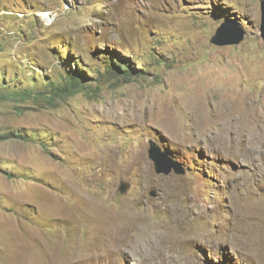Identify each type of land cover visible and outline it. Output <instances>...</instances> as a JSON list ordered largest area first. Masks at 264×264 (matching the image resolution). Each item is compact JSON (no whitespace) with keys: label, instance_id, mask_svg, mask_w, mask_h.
<instances>
[{"label":"rangeland","instance_id":"rangeland-1","mask_svg":"<svg viewBox=\"0 0 264 264\" xmlns=\"http://www.w3.org/2000/svg\"><path fill=\"white\" fill-rule=\"evenodd\" d=\"M261 2L0 0L2 94L87 77L56 103L0 101V133L21 136L0 142V264H264V160L232 141L239 114L264 133ZM223 24L245 39L212 43ZM104 52L134 76L106 75ZM195 102L222 135L195 139ZM154 144L186 173L159 174Z\"/></svg>","mask_w":264,"mask_h":264},{"label":"bare ground","instance_id":"bare-ground-1","mask_svg":"<svg viewBox=\"0 0 264 264\" xmlns=\"http://www.w3.org/2000/svg\"><path fill=\"white\" fill-rule=\"evenodd\" d=\"M45 18L49 21H51L53 19V17H51V15L46 14ZM200 95L199 93L196 94L195 96V100L199 99ZM247 100V99H246ZM199 101V100H198ZM244 101V100H243ZM200 103V101H199ZM252 104V103H251ZM190 105V104H189ZM245 105V104H244ZM250 105V104H249ZM186 106V104H185ZM193 106V105H192ZM222 107V106H221ZM186 113L188 114V111L190 112L191 118H192V122H193V127H194V134H195V139L200 143L201 141H204L203 138L206 139V137L209 135H222V131L221 129L218 127L219 126V122L218 120L221 119L220 116V112H221V108L215 106L212 108V110H210L209 108H204L202 110H197V105L195 102V106L192 109L186 108L185 109ZM223 110V109H222ZM246 110V109H245ZM175 111V109H174ZM173 111V112H174ZM227 111V110H226ZM171 113V111H170ZM229 113V112H228ZM246 114V113H245ZM254 115V113H253ZM256 115V114H255ZM170 116H172L170 114ZM182 116L184 117V115L182 114ZM226 116V115H225ZM251 116V115H250ZM188 118V117H187ZM242 118H244V116L242 114H239L238 116H236L235 120L236 122H239L237 124V126H234V129H232V141H235L237 143V147L240 149L239 151H244V153H248L250 160L252 162H260L264 160V133L262 138L259 141H253L252 136H251V132L248 133L247 131L242 132L241 128L243 127L244 124H242L241 120ZM249 118V117H247ZM252 118V117H251ZM191 121V120H190ZM245 121V119H244ZM247 122V121H246ZM252 122V121H251ZM233 123V122H232ZM232 123L230 122H225L221 124V127L223 128H229L231 129L232 127ZM244 123V122H243ZM183 124V119L181 116H177L176 118H174V127L175 128H179L181 125ZM236 124V123H235ZM192 125V124H191ZM251 125V124H250ZM249 125V126H250ZM246 126V125H244ZM254 128V127H253ZM261 129V128H260ZM249 130V128H248ZM255 130V129H254ZM262 130V129H261ZM258 133V132H257ZM254 135V134H252ZM255 136V135H254ZM256 137V136H255ZM234 143V142H232ZM233 146V145H232ZM115 153V152H114ZM113 153V154H114ZM240 153V152H238ZM241 154V153H240ZM111 155V154H110ZM110 161V160H109ZM112 163V161H111ZM259 173V172H258ZM261 173V172H260ZM129 220V219H128ZM106 228V232L109 234L108 236H110L111 234V227L114 228L113 231H115V235H119V237L121 239L129 237L130 235L127 236L128 231L124 230L122 228V226L118 227V226H114V225H104ZM140 226V225H138ZM100 232V230H98ZM140 233V232H139ZM105 234V233H104ZM103 234V235H104ZM96 235V234H95ZM102 236V235H101ZM166 236V235H165ZM118 238V236H117ZM104 239V238H103ZM113 239V238H112ZM119 239V238H118ZM120 239V240H121ZM100 240V238H99ZM115 241V240H114ZM123 242V241H122ZM132 242V241H131ZM113 244V243H112ZM114 245V244H113ZM120 245V244H119ZM126 246V245H125ZM114 247V246H113ZM117 247V246H116ZM111 248V247H110ZM108 249V248H107ZM117 249V248H116ZM122 249V248H121ZM106 250V249H105Z\"/></svg>","mask_w":264,"mask_h":264},{"label":"trees","instance_id":"trees-1","mask_svg":"<svg viewBox=\"0 0 264 264\" xmlns=\"http://www.w3.org/2000/svg\"><path fill=\"white\" fill-rule=\"evenodd\" d=\"M104 53L106 55L108 54V52ZM109 59L110 58L107 55V57L105 58V64L107 65L105 73L106 75L113 78L125 77V80L134 76V71L132 70L133 67L128 58H125V60H123L122 58L116 60L115 57L112 60ZM82 67L84 68L86 67V65L83 64ZM83 68L76 71L70 68L68 75L64 76L62 81H59L57 83L56 81H52L47 90V93L50 94L49 96L45 91L36 90L34 88L13 89L11 91H8L7 94H2L0 92V101L11 99L19 102L20 104L25 101H31L33 104L37 105L41 104L44 100H51L52 103H56L60 100H65V98L75 96L76 94L85 91V81L87 80V77L85 72H83ZM99 74L103 76L100 72ZM17 137L21 138V136L16 134L13 135L9 133H0V142H6ZM169 156H171L170 153Z\"/></svg>","mask_w":264,"mask_h":264},{"label":"water","instance_id":"water-1","mask_svg":"<svg viewBox=\"0 0 264 264\" xmlns=\"http://www.w3.org/2000/svg\"><path fill=\"white\" fill-rule=\"evenodd\" d=\"M228 25L223 24L217 31V34L211 40L212 43L218 46H222L225 44L230 45H238L241 41L245 39V33H241L239 35H235L233 38H224V33L227 30ZM260 33L264 38V0L261 2V27ZM149 157L155 162L157 166V172L159 174L169 175L174 169L177 174H185V169L178 163L173 162L168 156L167 153L162 152L161 148L154 144L153 149L151 150ZM130 188V184L123 182L121 183L119 190L121 193H126Z\"/></svg>","mask_w":264,"mask_h":264},{"label":"clouds","instance_id":"clouds-1","mask_svg":"<svg viewBox=\"0 0 264 264\" xmlns=\"http://www.w3.org/2000/svg\"><path fill=\"white\" fill-rule=\"evenodd\" d=\"M159 147V146H158ZM162 151V150H161ZM162 152H165V153H167L168 154V156H169V153L165 150V151H162ZM169 158L171 159V160H173L170 156H169ZM173 162H175V163H178V164H180L179 162H177V161H174L173 160ZM181 165V164H180ZM182 166V165H181ZM182 168H183V166H182ZM183 169H185V168H183ZM172 171H175L174 169L172 170ZM185 171H186V169H185ZM172 173V172H171ZM176 173V172H175ZM186 173V172H185ZM177 174V173H176ZM165 175V174H164ZM178 175H184V174H178Z\"/></svg>","mask_w":264,"mask_h":264}]
</instances>
